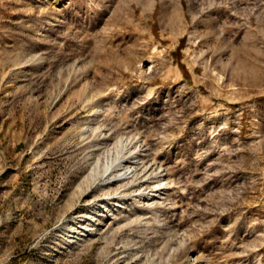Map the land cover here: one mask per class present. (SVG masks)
Returning <instances> with one entry per match:
<instances>
[{"label":"rangeland","instance_id":"rangeland-1","mask_svg":"<svg viewBox=\"0 0 264 264\" xmlns=\"http://www.w3.org/2000/svg\"><path fill=\"white\" fill-rule=\"evenodd\" d=\"M0 264H264V0H0Z\"/></svg>","mask_w":264,"mask_h":264},{"label":"bare ground","instance_id":"bare-ground-1","mask_svg":"<svg viewBox=\"0 0 264 264\" xmlns=\"http://www.w3.org/2000/svg\"><path fill=\"white\" fill-rule=\"evenodd\" d=\"M137 156V155H136ZM136 156H132L128 158V156L124 157V158H121L120 160V163L123 162V164L121 165L122 166V169L123 171L120 172L118 174V176H126L128 175L129 173L131 174L133 171H135L134 169L138 166V163L140 164L141 161L140 157H136ZM142 157V156H141ZM124 162H129L128 164H124ZM132 163V164H131ZM149 165H145L143 167V171L145 172V170H147ZM115 167V166H114ZM152 167V166H151ZM153 168V167H152ZM121 169V170H122ZM155 169V168H154ZM154 169H151V171L149 172H152ZM161 169V166H158L157 168V171H156V174L158 177L162 178V176H164V174H162L163 172L160 170ZM112 171V170H111ZM120 178V177H119ZM118 178V179H119ZM115 179V178H114ZM162 180V179H161ZM160 180V181H161ZM161 187V186H160ZM159 189V188H158ZM127 191V190H126ZM156 193V192H155ZM149 195V194H148ZM147 195V196H148ZM154 195V194H153ZM105 204H101L100 206H103L104 207ZM115 206H118L119 205V201L115 202L114 203ZM87 212V211H86ZM86 216V220H83V222L81 223H77L68 231V234H67V241L69 243H77V242H80L82 240H85V239H88V238H91L93 235L92 233H94L95 229H96V217H94L95 214H93V208H90L88 210V212L85 214V212H80L78 214V216ZM79 222V221H78Z\"/></svg>","mask_w":264,"mask_h":264}]
</instances>
